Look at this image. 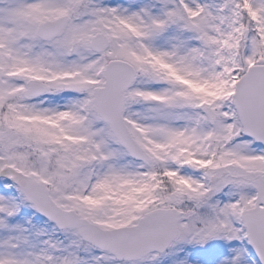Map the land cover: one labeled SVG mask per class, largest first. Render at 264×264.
Listing matches in <instances>:
<instances>
[{"label":"snow or ice","instance_id":"snow-or-ice-1","mask_svg":"<svg viewBox=\"0 0 264 264\" xmlns=\"http://www.w3.org/2000/svg\"><path fill=\"white\" fill-rule=\"evenodd\" d=\"M0 264H264V0H0Z\"/></svg>","mask_w":264,"mask_h":264}]
</instances>
